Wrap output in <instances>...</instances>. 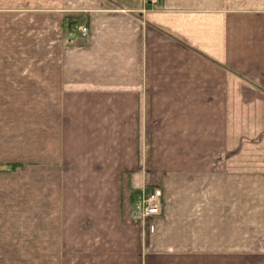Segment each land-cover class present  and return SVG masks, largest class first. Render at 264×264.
<instances>
[{
    "label": "crops",
    "instance_id": "1",
    "mask_svg": "<svg viewBox=\"0 0 264 264\" xmlns=\"http://www.w3.org/2000/svg\"><path fill=\"white\" fill-rule=\"evenodd\" d=\"M262 102L264 0H0V230L14 231L0 241V261L9 254L37 261L38 230L53 227L22 222L21 194L11 187L55 167L69 181V145H103L105 178L117 183L123 145H214L197 137L213 133L215 117L222 133L235 130L221 118H237L239 132L254 135ZM230 143L209 157L208 171L195 172L206 174L197 183L172 186L165 174L162 216L137 226L122 253L114 238V248L94 259L182 264L209 256V264H264V145L243 140L230 156ZM124 172L122 181L134 175ZM57 229L63 257L69 236Z\"/></svg>",
    "mask_w": 264,
    "mask_h": 264
},
{
    "label": "rangeland",
    "instance_id": "2",
    "mask_svg": "<svg viewBox=\"0 0 264 264\" xmlns=\"http://www.w3.org/2000/svg\"><path fill=\"white\" fill-rule=\"evenodd\" d=\"M40 26L44 28L46 25L40 22ZM261 104L264 110V102ZM229 106L235 107L236 103H230ZM214 114L218 115L217 111H214ZM219 114L221 116V113ZM210 115L211 112L209 111ZM215 118H212L213 133L209 132L206 138L203 134H199L197 137V142L205 143L208 141L207 144L212 142L214 145H123L119 149L123 151L124 158L119 159L121 164L118 165L117 183L111 176L109 179L105 178V175L110 173V166L108 158L101 160L100 150L103 145H69L67 150L69 153V181H61L60 170L57 171L58 169L55 167L52 173L38 170L36 182L31 180L28 174L11 187L15 189V192L21 194L20 197L17 196L18 198H16V200L19 198L21 200L20 209H16L20 210L22 222L32 220L37 221L42 226L47 223L53 227L52 229L38 230L37 261L30 259L15 261L17 255L9 254L5 256L7 260L0 261V264H105L107 258L104 257V254L101 260L100 256L94 259V254L101 248H114L111 245V240L115 241L114 238L118 241V248L116 249L122 253L126 249V246L122 245V241L127 238H135L136 236L133 237V235L137 234V226L147 225L143 222L140 213L135 211V203L138 197L143 192L148 193L156 188L164 191L161 179L165 174L172 179L168 181L172 186L178 182L181 185L197 183L195 179L200 181L206 174L204 176V173L195 172L198 170L200 172L208 171L209 157L226 152V145H222L223 142H231L232 148H229L233 150L229 152L230 156H235L238 153L240 146H242L238 143L243 140L248 146L264 145V117L258 118L262 126L260 133L254 135L240 133L237 118H221L232 122L233 127L230 128L235 130L231 134L222 133L213 120ZM198 121H201V118ZM154 137H157V134ZM191 143H193V138ZM107 154H109L108 150ZM105 161L107 164H104ZM129 169L133 170L134 175L128 178L125 176V180L122 181L120 176ZM178 169L183 170V174H177V178L173 175L171 177L169 173ZM193 169H197V171L191 174L190 171ZM189 177L192 181L189 180ZM137 184L142 185L139 190L140 194L135 199L132 196L129 198L130 191L135 190L131 186ZM115 185H117V192L114 191ZM113 193L114 195L117 193V199L110 197ZM34 195L37 199V206H35V200L31 201ZM124 198L127 199V203L124 202ZM36 208L37 215H32L31 219L30 211L31 209L34 211ZM1 217L6 221L10 214H2ZM151 221V219L148 220V224ZM125 223L126 225H124ZM57 227H65L69 236V246H63L64 258L59 252L62 249L58 240L61 231ZM12 233L14 231L0 230V241L4 239L8 242L9 235ZM88 238L96 240L91 244L83 245V239L87 240ZM78 241L81 243L78 244ZM10 242H13V238L10 239ZM12 247L13 244L10 247H8V243L5 244V248ZM91 253L92 255H90ZM97 253L100 255L104 252L102 250ZM24 257L29 258L30 256ZM46 258L48 259L45 260ZM125 260L117 264H126ZM130 261L129 264H131ZM182 264H209V256L185 257Z\"/></svg>",
    "mask_w": 264,
    "mask_h": 264
},
{
    "label": "built area",
    "instance_id": "3",
    "mask_svg": "<svg viewBox=\"0 0 264 264\" xmlns=\"http://www.w3.org/2000/svg\"><path fill=\"white\" fill-rule=\"evenodd\" d=\"M156 3L157 0H152ZM82 37L89 36V29L84 26L77 28ZM135 211L139 212L143 222L148 224V220L155 219L163 214V191L159 188L151 192H143L135 203ZM152 230V228H151Z\"/></svg>",
    "mask_w": 264,
    "mask_h": 264
},
{
    "label": "trees",
    "instance_id": "4",
    "mask_svg": "<svg viewBox=\"0 0 264 264\" xmlns=\"http://www.w3.org/2000/svg\"><path fill=\"white\" fill-rule=\"evenodd\" d=\"M138 194H140V191H139V190H133V191L131 192V196H132L133 199H135V197H136Z\"/></svg>",
    "mask_w": 264,
    "mask_h": 264
}]
</instances>
